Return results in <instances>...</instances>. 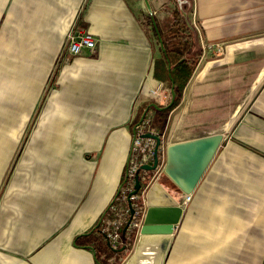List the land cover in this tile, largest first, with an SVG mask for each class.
<instances>
[{
	"label": "crops",
	"instance_id": "0c3cea01",
	"mask_svg": "<svg viewBox=\"0 0 264 264\" xmlns=\"http://www.w3.org/2000/svg\"><path fill=\"white\" fill-rule=\"evenodd\" d=\"M167 1L0 0V264H97L76 238L110 211L139 108L172 100L156 73L161 40L143 23L150 14L166 30ZM192 1L203 63L160 135L158 180L183 208L162 264H264V0ZM74 28L96 47L69 55ZM216 133L184 203L167 145Z\"/></svg>",
	"mask_w": 264,
	"mask_h": 264
},
{
	"label": "water",
	"instance_id": "95a60500",
	"mask_svg": "<svg viewBox=\"0 0 264 264\" xmlns=\"http://www.w3.org/2000/svg\"><path fill=\"white\" fill-rule=\"evenodd\" d=\"M148 7L150 5L146 0ZM163 47V43L161 42ZM172 86V103L174 98ZM143 137L155 139L154 159L152 163L143 164L136 172L135 189L130 193L138 194L143 182L140 179L141 170L147 171V176L155 170L159 163V148L162 137L159 134L146 132ZM223 135L221 133L202 135L199 137L175 141L167 145L165 172L175 185L184 193H191L213 159ZM142 195V194H141ZM140 195L139 204L142 207L141 223L134 229L138 234L132 253L123 264H162L173 237L174 229L179 223L183 208L179 201L159 181H153L145 192ZM131 216L124 233L137 210V204L129 197ZM125 247L118 250L122 252Z\"/></svg>",
	"mask_w": 264,
	"mask_h": 264
},
{
	"label": "trees",
	"instance_id": "16d2710c",
	"mask_svg": "<svg viewBox=\"0 0 264 264\" xmlns=\"http://www.w3.org/2000/svg\"><path fill=\"white\" fill-rule=\"evenodd\" d=\"M192 4V0H168L164 3L163 9L170 19V26L166 30L159 26L155 16L150 14L143 16L146 29L151 28L163 43L162 57L158 61L156 73L170 87L174 86L175 94L172 103L168 105H159L154 108L152 103H144L132 123L133 132H137L138 126L146 120L145 115L153 108L154 116L147 130H153L162 135L171 111L183 102L185 90L199 64L198 51L201 50L197 33L187 19L188 10ZM127 240L130 241L131 237ZM76 243L80 246H93L96 250L97 264H118V253L121 252L107 242L98 227L90 233L78 236Z\"/></svg>",
	"mask_w": 264,
	"mask_h": 264
},
{
	"label": "built area",
	"instance_id": "2783aa9c",
	"mask_svg": "<svg viewBox=\"0 0 264 264\" xmlns=\"http://www.w3.org/2000/svg\"><path fill=\"white\" fill-rule=\"evenodd\" d=\"M95 47L96 38L88 29L78 30L74 28L68 33L67 50L69 55H79L82 54L84 50H93ZM152 117L153 114L149 111L145 115V122L138 126L137 132H134L132 154L126 172V179L123 181L114 202L111 204L109 213L107 212L106 215L102 217L99 225L100 227H98L112 247L119 249L124 246L125 249L122 252H127L128 254L132 253L134 248L133 245L138 236V234L134 232V229L140 226L141 223L142 207L138 203L140 195L142 194L141 196H144L150 184L158 180L164 167L163 155L160 150L161 148H159V163L157 168L150 172L149 176H147V171L141 170L140 179L143 182L141 189L138 194L130 196V193L135 189V176L137 170L145 163H152L154 159L155 139L142 136L146 132L159 134L153 130H147L148 125L152 121ZM129 197L134 203L138 204L136 205V213L125 233L127 236L131 237V240L124 242V230L131 216V208L128 203ZM191 198L192 195L190 193L184 194V203L189 202Z\"/></svg>",
	"mask_w": 264,
	"mask_h": 264
},
{
	"label": "rangeland",
	"instance_id": "374dc122",
	"mask_svg": "<svg viewBox=\"0 0 264 264\" xmlns=\"http://www.w3.org/2000/svg\"><path fill=\"white\" fill-rule=\"evenodd\" d=\"M188 12H189V13H192V12H193V11H192V7L189 8ZM168 19H169V18H168ZM205 46H206L205 48H208V45H205ZM214 53H215V50H214ZM209 56H210V57H215L216 55H215V54H209ZM202 63H203V61L199 64V66H200ZM197 67H198V66H197ZM165 83H166V85H167L166 88H168L167 91H168V93H169V90H170L169 88H170V86L167 84V82H165ZM169 97H170V96H169V94H168V97H167L168 100H166V98H165V102H168V101H169ZM154 112H155V111H154ZM153 116H154V115H153ZM152 119H153V117H152Z\"/></svg>",
	"mask_w": 264,
	"mask_h": 264
}]
</instances>
